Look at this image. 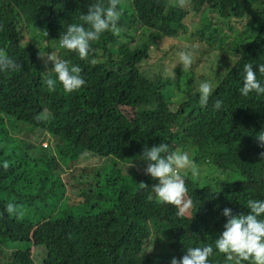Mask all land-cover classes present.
Listing matches in <instances>:
<instances>
[{
  "label": "trees",
  "instance_id": "16d2710c",
  "mask_svg": "<svg viewBox=\"0 0 264 264\" xmlns=\"http://www.w3.org/2000/svg\"><path fill=\"white\" fill-rule=\"evenodd\" d=\"M97 2L0 0V49L22 65L19 71L0 72V246L27 247L0 252L8 258L0 264H171L187 248L208 245L213 246L209 264H235L219 253L215 240L227 220L224 208L247 214V200H264V147L257 139L264 131V95L245 97L239 91L244 64H264V0H189L186 7L176 0H121V33H102L88 59L81 60L62 49L59 38L70 24H82L80 16ZM190 12L194 16L188 18ZM200 14L204 23L198 28ZM189 19L198 29L192 37L201 36L205 54L216 55L217 66L208 76L198 77L193 64L188 70L173 68L159 56L166 39L189 34ZM120 42L124 45L112 52ZM189 51L195 57L199 48ZM39 52L79 65L85 85L66 93L52 62L38 58ZM149 61L154 70L149 67L147 74ZM163 69L175 73L168 76ZM256 74L264 84L258 68ZM50 78L57 80L54 91L46 83ZM202 81L213 85L205 107L199 104ZM216 100L223 102L220 110L214 108ZM15 123L48 130L65 145L58 152L73 163L83 154L100 161L93 171L96 189L81 196V213L70 207L62 217L43 209L38 216V201L53 191L43 177L53 171L47 157L41 158L45 164L32 159V146L20 150L12 136ZM159 143L187 152L199 168L196 179L190 171L182 173L193 201L183 217L157 202L150 176L124 175L121 168L130 163L144 172V148ZM28 174L38 176L42 196L28 187L7 188L16 175ZM9 203L17 209L25 205L22 217L30 223L9 215Z\"/></svg>",
  "mask_w": 264,
  "mask_h": 264
},
{
  "label": "clouds",
  "instance_id": "9594fccd",
  "mask_svg": "<svg viewBox=\"0 0 264 264\" xmlns=\"http://www.w3.org/2000/svg\"><path fill=\"white\" fill-rule=\"evenodd\" d=\"M121 0H107L91 4L86 14L80 16L82 24H70L66 32L59 38V45L62 49L78 54L81 60H86L93 51L91 44L97 41L104 32H111L119 35L122 28L118 22L122 11L118 8ZM189 0H176V5L186 7ZM87 25V27H85ZM48 35V33H46ZM52 62V70L56 74L58 82L66 93L79 90L86 81L81 75L82 69L79 65L71 64L70 61L59 59L54 54L42 55L38 58ZM179 61L184 70L190 69L194 61L191 51L179 53ZM94 62V61H93ZM22 65L17 64L8 57L4 49H0V72L19 71ZM257 68L261 75H264V64L256 68L251 63L243 66V86L239 89L240 94L247 97L250 93L264 95V84L257 78ZM50 91H54L57 80L46 81ZM199 104L205 107L213 93V85L210 81H202L199 84ZM223 102L216 100L214 108L220 110ZM46 118V115L37 119ZM260 147H264V131L257 134ZM142 160L146 162L144 173L156 181L151 185V191L157 202L173 206L177 209V216L183 217L193 206V201L187 198L188 188L185 182V175L191 172L192 178L199 176V168L187 152L180 150L173 151L166 143H159L144 148L141 154ZM261 160H264V152L260 153ZM8 162L3 164L4 169L8 168ZM142 188L149 185L141 182ZM250 211L247 214H233L231 208H224L223 215L227 218L223 225V231L215 240V248L225 255L228 261L235 259V264L248 262V264H264V200L249 199L245 205ZM5 211L12 216H22L23 212L18 211L13 203H9ZM2 215V213H0ZM213 254V246L189 247L186 254L180 258L173 257L171 264H209L208 258Z\"/></svg>",
  "mask_w": 264,
  "mask_h": 264
},
{
  "label": "rangeland",
  "instance_id": "374dc122",
  "mask_svg": "<svg viewBox=\"0 0 264 264\" xmlns=\"http://www.w3.org/2000/svg\"><path fill=\"white\" fill-rule=\"evenodd\" d=\"M191 13L192 12H190V16L188 18L194 16ZM212 21L214 23V19ZM203 23V14H200L195 20V24L198 26V28H200ZM187 24L190 28L189 34L166 39V41L161 46V50L163 52L159 53V56H166L165 63L169 64L171 67L183 68L179 61V53L182 51L187 52L190 49L199 48L198 55L194 57L195 59L193 61V66H197L195 72L197 73L198 77L208 76L210 69L217 66L215 61L216 55L215 53L210 55L205 54V47H207V43L202 41L201 36L199 38L192 37V34L196 33L198 29L195 24H192L191 19L187 21ZM242 26L243 24L238 25L237 27L242 28ZM32 35L34 36V34ZM121 45H124V43L120 42L117 45H114L112 52H116ZM50 49L53 50L56 49V47L52 46ZM149 67L154 70L152 61H149L148 68H144L147 74L150 70ZM164 73L169 76L174 74L175 71L173 69H167L164 70ZM176 79L177 77L175 76L174 80ZM175 106L176 108L178 107L177 105ZM11 130L12 136L18 138L20 141V150L26 148L28 145L32 146L33 149L29 150L33 155L32 159L39 164H45L41 158L47 157V160L49 161L50 167L53 171L52 176H48L47 178L43 177L47 187L53 189V191L47 193V200L38 201V216L42 217L45 213L47 215H51L52 217H62L65 216L66 212L70 210V207H73L71 209L72 212L81 213L82 208L79 205L80 202H82L81 196L90 194V190L96 189L94 184H96L97 177L96 172L93 171L98 170L96 167L100 165V161L93 157L88 159L85 154H83L80 160H77L75 163L69 161L63 157L60 152H58L59 150L61 151V148L65 147V145L58 137L53 136L46 129L28 126L24 123H15L14 125H11ZM70 156H73V154ZM121 168L123 169L124 175L131 174V176L137 177L148 176L144 172L139 173V171H135L133 165L130 163L123 164ZM77 170L78 173H75ZM37 177L38 176L35 174H28L23 177L16 175L7 183V188H11V192H13V190L21 191L23 188L28 187L32 189L33 193L42 196L43 193H39L41 186L37 185ZM100 190V187H98L97 192ZM75 197H79V199L76 200ZM42 209L44 213L41 212ZM18 210H23L24 212L26 210L25 205L22 204L19 206ZM21 219L24 220V223H30L28 219L23 218L22 216H20V220ZM31 219L34 220V216H32ZM6 247L0 246V252L7 250L10 252L24 251L27 249L26 246L17 245H10V248ZM0 259L1 261H8V258L5 259L0 257Z\"/></svg>",
  "mask_w": 264,
  "mask_h": 264
}]
</instances>
